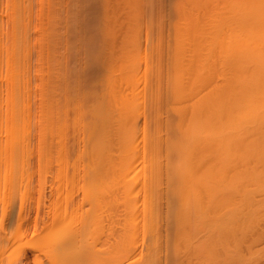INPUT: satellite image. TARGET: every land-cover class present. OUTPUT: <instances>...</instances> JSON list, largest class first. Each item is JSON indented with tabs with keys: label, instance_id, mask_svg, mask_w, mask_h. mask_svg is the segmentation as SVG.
<instances>
[{
	"label": "bare ground",
	"instance_id": "bare-ground-1",
	"mask_svg": "<svg viewBox=\"0 0 264 264\" xmlns=\"http://www.w3.org/2000/svg\"><path fill=\"white\" fill-rule=\"evenodd\" d=\"M111 1L105 0L106 7L103 4L106 14L102 24L106 34L114 32L117 29L115 25L121 21L113 24L117 22L114 18L129 12L121 13L126 11V7H122L125 2L115 0L113 7ZM123 1L128 2V8L134 2L130 0L129 4L130 1ZM21 4L24 5L22 0H10L7 7L9 44H6L7 47L2 41V47L0 44V53L6 51L5 59L0 61L6 62L3 79L7 87L6 99L2 100L5 101L3 112L0 106V131L4 134L3 141H0V202L4 196L6 200L10 198L26 146L23 132L28 129L29 117L24 113H28L25 109L29 97L27 102L24 101V81L27 80H24L26 62L24 64L23 53L29 48V41L27 28L22 22L24 19L21 18L24 15H21ZM177 11L175 51L171 64L173 70L167 77V80H172V85L168 84L172 97L171 101L162 97L167 100L165 106L168 102L172 103V107H167L174 111L175 120L171 123V116L167 120L161 117L162 113L153 112V106L158 104H155L154 92H148L151 87L148 89L146 86L148 95L144 97L149 104L146 107L151 109L148 118L154 113L155 117L151 116L155 118H152L154 125L150 123L151 119H148L149 123L143 119L146 107L143 108L147 104L140 101V94L136 96L138 91L135 90L136 94L132 95L134 88L128 89L132 83L137 88L135 83L138 78L132 77L136 75L135 64L132 65L131 58L127 60L128 54H124L126 46L122 48L118 45L123 52L119 49L117 54L116 51L121 58L119 56V62L116 58L117 64H113L115 69L110 67L113 73L108 70V74L112 75H108L105 84L108 89L105 90L108 95L105 102L107 107H101L102 103L95 104L100 108L92 113V120L88 124H83L80 113L74 110L77 116L73 120L77 130L83 134L74 160L82 169V175L81 172L78 175L82 177V180L79 178L82 181L79 184L80 201L70 212L66 207L64 211L55 210L48 216L43 230L26 243L37 251L38 255L32 254L35 261H39V256H44L48 264H264V0H178ZM129 14L130 18L132 14ZM128 21L120 25L132 22ZM120 25L119 32L115 31L116 35L112 36H116L115 42H118L119 33L121 39L125 37L127 29L121 26L124 29L121 35ZM129 26L126 27L128 30ZM130 43L127 40L125 44L129 46ZM48 59L50 63L51 57ZM114 72L117 73L114 75ZM40 77L39 80L42 79ZM132 78L137 79L135 83ZM49 79L47 83L52 84ZM139 82L142 81L139 79ZM122 83L123 90L118 87ZM50 86L46 88L53 90ZM47 89L44 96V103L47 104L41 103V106L48 109L43 107L46 111L42 112L43 115H51L53 111L49 109L53 105L51 101L48 103L50 91ZM51 93L54 97L57 95H54V91ZM53 96L51 100L55 99ZM63 104L65 107L66 103ZM55 109L59 114V109ZM137 109L145 121H142L143 125L140 124L141 128L143 126L140 130L136 129L140 127L136 123L139 115L136 114ZM47 114L45 119H48L45 122L42 119L41 126V122H37V126L50 132L56 125L55 132H62L65 124L63 126L57 115H54V120L53 115L50 118ZM86 120L83 118V121L89 122V119ZM146 123L152 124L150 128L153 130H146L144 126L149 127ZM136 140L141 144L140 150L136 148ZM115 205H120L116 207L123 210L121 226L114 221L121 230L117 229L120 232H116L117 235L112 234L110 225L113 224V216L108 215L109 212L116 213L112 209ZM15 261L9 260L8 264Z\"/></svg>",
	"mask_w": 264,
	"mask_h": 264
},
{
	"label": "rangeland",
	"instance_id": "rangeland-1",
	"mask_svg": "<svg viewBox=\"0 0 264 264\" xmlns=\"http://www.w3.org/2000/svg\"><path fill=\"white\" fill-rule=\"evenodd\" d=\"M22 1L24 5L21 4L23 6V10H21L22 11L21 15L24 14L23 15L24 18L22 16L21 18L24 19L22 20V22L24 21L23 23L26 25V26L25 25L23 26L27 28V29L25 28L24 29L26 30V35L28 34L27 40L29 41V43H27V45H29L27 47L29 48H26L28 51L24 50L25 54L23 53V56H24L23 59H25L24 64L26 62L25 69H24V73H26L24 74V76L26 77H24V80L25 79L27 80V81H24V83L27 84L28 82V84L24 85L25 87L23 90V95L24 97H26V100L24 99L22 100L27 102V97H29L28 101L30 102V104L29 102L28 103L25 102L27 106L25 107L27 109H25V107L23 108L25 109V111L28 110V113L26 114L25 112L24 114L27 115L26 117H29V118L27 119L28 129L26 130V132H23V135H25L26 146L23 148V161H21L18 166L19 173L13 182L11 193L9 195L10 197L9 200H6V197L4 196L3 200L0 202V236H1L0 245H3L0 247L1 248L0 257L2 258V264H8L9 260L10 262L15 261L16 258L18 261L16 260L15 262H13L14 264L15 263L34 264L35 262L36 264L38 263L48 264L49 262L47 259L45 260V258H43L44 256L43 257L39 256V259H38L39 261H35L34 255H38V253L36 250L33 251L34 248L29 247L26 243L32 241L34 239V236H36V234H39L38 232H40V230L41 231L43 230V227H44L43 225L47 221L48 216L52 214L55 210L64 211V207H66L67 210L70 212L73 208H76V205H78L80 201L81 192L79 190L80 188L79 184L82 183L81 181L82 177L78 175L80 172H81L80 175H82V171H81L82 169H80L81 167L79 164L78 166L74 163L75 162L74 160L76 156L78 155L79 148H80L79 146H81V143H82L81 140H83L82 139L83 137L80 140L81 143L79 139L81 136H83V134L81 131L77 130V125L74 121L77 116V112L75 114V111L78 110V112L80 113L79 117H80L81 122L83 124L84 123L88 124L92 120V117H93L92 113H95V110L96 111L98 110L97 108L99 106L97 105L99 103H100L99 105H101V103L103 104L101 107L103 106L105 107V105L107 107L106 99L108 97L106 96L108 95H106L105 90L108 91V89H107V85L105 84H107L106 83L107 78L112 75L108 73L109 72L113 73L110 67L115 66L113 64L116 63L119 56L121 58V55L117 56L118 54L117 50L120 49V52H121L122 48L126 46L127 48L126 47H125L126 49L124 48L125 50L124 54L126 56L128 54L127 60L131 58L132 65L135 64L134 67L136 68V70L134 69L135 70L134 74L136 75H132V77L136 76L138 80L133 79L134 77L132 79L133 81L137 80V82L134 81V83L136 82L135 84L137 88L135 89V85L131 81L130 83H132L134 87L131 85L129 86L128 89L134 88L132 89V91L133 90L138 91L137 94H136V91L135 92L133 91L132 95L136 94V96H138V94H140L141 95L140 101H144L145 104H147L145 106L143 104L144 108L141 107L142 106L141 105L140 111L142 112V108L144 110L145 107L149 105L148 101L145 100L147 99L145 97L148 95L147 91L151 87L148 92L150 91L151 93L154 92L153 94H155L154 97L156 98L155 104H158L156 105V107L153 104L154 105L153 112L154 113L159 112L160 113V114L158 113L159 115H161L162 113L161 117L166 118L167 120H168V117L170 116L172 118L174 117L173 119L170 118L169 121H171V123L173 120H175L174 111H170V109H168V107L169 108L172 107L171 106L172 103L170 104L168 102V104H170V105L167 104L168 107L165 106L164 103L166 99L168 101L169 100L171 101V97H172L170 91L168 90V84L172 80L171 79L167 80V77L168 75L170 77V73H172V70H173L172 68L173 65L171 66V64L173 63L172 58H173V54L175 51L174 46H175V31L176 30L174 28H176V23L178 22L176 21L178 19L177 18L178 11L176 13L178 0H142L143 2L141 0L139 1L137 0L136 5H135V0H132L134 1L132 2V4H131V1L128 0L130 1L129 4H131L132 6L134 5L133 7L130 5L132 8L131 7L128 8L129 5L127 1L121 0L122 2H125L124 3L125 6L123 5L122 7L123 8L126 7L125 8L126 11L122 8L124 11H121V13L129 11L127 13L128 15L122 14L120 15L121 17L119 16L117 17V14H116L117 11L115 10L113 11L116 12L115 15L117 18H122V16L125 15L124 18L126 17L127 20L124 18H123L124 20L114 18V20H117V22L116 23L112 22V23L118 24L119 20H121L120 23H122L123 21H124L123 23L125 22L127 23L129 19H130L129 21H132L133 18L134 19L132 22L128 21L129 24L131 23L133 27L129 26V24L128 25L123 24V26L122 24L120 25V23L118 24L120 25L119 26L120 32L122 31L121 35L125 33V34H129L130 36L124 34L125 37H128V36L129 37L123 38L122 36L123 39H121L120 38L121 36H119L120 33L119 35L117 34L118 35L117 37L118 42L116 41L117 43L114 41V38L116 36L114 37L112 36L113 34L116 35V33L119 32L118 25L117 26L115 25V27H117L115 31L117 32H115L114 30L113 31L115 33L111 31L112 35H110L111 32L108 33L109 35L106 34L105 29H104L105 26L103 25L104 24L103 19L105 18L106 13L104 12L105 10L103 8L106 7L105 0H22ZM114 1L115 0L111 1L113 3V7H115ZM111 2H109V4ZM103 4L105 7L103 6ZM122 4L123 3H121V5ZM9 6H10V0H0V39H1L0 44H1V47L3 43H4V46L6 47L8 46L6 44H9L8 38H9L10 27H9V11L7 8ZM113 7L111 9H113ZM130 12L132 14L131 17L133 16L132 19L131 17L129 18ZM115 15H113V17ZM113 17L111 16V18ZM133 23L135 27L136 26L138 27V28L136 27V30H135ZM121 26L122 28L125 26L124 29L125 30L127 29L126 32L123 33L124 29H122ZM127 26H129V30L134 29L135 31L134 30L129 31L128 28H126ZM140 26L141 27L143 26V27L141 28ZM131 31L133 33H136V35L133 33L131 34L130 33ZM130 37H133V38L129 40ZM125 39H127L128 42H131L129 46L125 44L127 43V40ZM120 40L125 41V43L123 42L121 43ZM1 41L3 43H1ZM134 43L136 44L134 45ZM153 43H154V46L156 47L153 46ZM118 45L121 46L122 48L119 47L118 49L117 47ZM135 46H139V47H135ZM128 47L130 48L128 49ZM132 47H134V51H133L134 53L132 52V49H133ZM127 49L130 52L126 51ZM116 51H117V54H116ZM5 53H6L5 50H3V53H0L1 60L5 59L6 57L4 56L6 55ZM147 54H148V58H147ZM47 56L51 57L50 63H49V59L46 60L47 58H49ZM52 59H54V61ZM119 59H118V62H119ZM125 61H126V57H125ZM0 62H1L0 65L1 64L4 65V66L1 65L2 67H0V70H1L0 74L3 73L2 75H0V98H1L0 102H1L3 99H6L5 93H6L7 87L5 85L6 84L5 80L3 79L5 78V75H6V72H4L6 71L5 69L6 62L5 61H0ZM45 64L46 65L48 64V65L46 66ZM144 65H147V67H145ZM159 67L160 69H158ZM112 69H115V67ZM47 70L49 71L47 72ZM108 70H111V71L108 72ZM160 71L162 73H160ZM116 73L117 72H114V75ZM41 74H43V76H41ZM47 75H48V78H47ZM117 75H116V78L118 77ZM146 75L147 76L149 75V76L147 77ZM158 76L160 77L158 78ZM39 77L42 78L40 79L41 82L39 80ZM47 79H49V83H52V84H48ZM139 79L142 82H139ZM158 79H162V80H158ZM158 81H160L159 83L161 84L159 83L157 84ZM44 82H46L47 86L51 85L50 87L53 88V90L52 89L50 90V88H48L50 93L51 91H54L55 92L54 95L57 94L55 97L53 96V93H51L52 95L49 93V96H47V98L48 97L50 98L48 103H50L51 101L52 102L51 105H53V107L49 105L50 111H51V108L53 109V111H51L52 113L51 115H53V113L55 112L54 111L56 110L55 108L59 109L61 105V108L59 109L60 115L56 113L58 112V110L55 112L54 115L55 116L57 115L56 116L57 119H60L59 121H62L63 126L65 124V126L63 127L64 129L62 128L63 129L62 132H55L56 129L54 130V128H56V125H54L55 127L52 129L55 132V133L52 132V136L54 137L51 136L52 130L49 132V130L44 129L46 131L45 132L40 127L42 124V119L44 120L45 114H47L45 113L43 115L42 113V112H46L44 111V108H43L46 106H43V105L41 106V103H44V100H45L44 96L46 95V92H48V91L45 92V89H47L46 88L47 86L44 84ZM154 82L156 85L154 84ZM170 84L172 85V82ZM55 85H58L61 88L58 89L59 87L56 86V89H55ZM122 85L124 86V84L122 83L118 87H121ZM154 85L158 87L159 89L156 87L154 88ZM145 86L146 88L148 87L149 88L145 90L146 89ZM41 87H43L42 89L44 91L41 90ZM62 88H65V89H62ZM122 88L124 87H121L120 89L123 90ZM145 91L146 93H144ZM40 95L42 97L41 100H40ZM159 95L160 97H158ZM51 96H53L55 99L56 97H59L60 101L58 100V98L56 100L55 99L51 100ZM24 97L22 96V98ZM162 97L166 99H163ZM68 98L70 99V102ZM157 98H160L161 100ZM104 99L105 101H103ZM100 100H102L103 102ZM4 102L2 101L1 102L2 105L0 104V106L2 107L1 108L2 110L1 109L0 110L2 112L5 110V109L3 110V106L5 105L3 104ZM158 102H160L161 104ZM53 103H57V104H53ZM63 103H66L65 107H63L64 106ZM72 103L76 105L72 106ZM46 104L47 103H44V105ZM54 105H57V107L54 108ZM68 106H70V109ZM71 106L75 108L73 109L71 108ZM159 106H161L160 109L158 108ZM154 107L156 109H154ZM40 108L42 111L40 110ZM46 108L48 109V107ZM91 108H93L94 110H91ZM80 109L82 110L80 111ZM37 110H39V112ZM72 110L73 111L75 110L74 113ZM150 110H151L150 108L146 107V109L144 110V112L145 111L146 112L145 113L142 112L143 115L145 114L144 115L145 118L143 119H147L146 122L148 123H149V120L151 119L152 121L150 120V123L152 122V124L154 125L153 119L155 120V118L153 117L155 116L153 115L154 114L153 112H152L153 114L150 115V117L151 116L153 117L148 118L149 113H151ZM161 110L162 112H160ZM40 111H41V115L39 114ZM140 111H138L137 109L136 114L139 113ZM165 111L169 112L170 115L167 114ZM65 112L66 113L68 112V113L66 114ZM142 113L141 114L139 113L140 117L139 115H137L138 117L136 118L137 121L139 120L138 122L136 121V123H139V125L142 123V121L145 122L142 119L143 117ZM3 114L4 113H2L1 115ZM28 114L30 116H28ZM72 114L75 116H73ZM48 115L49 114H47L46 116ZM51 115H49L50 118H52ZM82 115H84L85 117ZM54 117L53 119L55 120L56 117L55 118ZM73 118L75 119L73 120ZM83 118L84 120L89 119L88 120L89 122H86L87 120L83 121ZM47 119L48 118H46L43 122H45ZM53 119H52V122L54 121ZM136 119L134 117V121ZM39 121L41 122L40 126H37L39 125V123L37 124V122ZM48 121H51V119H49ZM55 122H58V121H55ZM73 123H74V126L76 125L75 127L72 125ZM58 125L62 126V124H58ZM141 125H143V123ZM141 125L140 127H137L136 125L137 127L136 129L137 130L142 129L143 126L141 128ZM151 125H149V127L145 125L144 127H146V130H149L148 128H150ZM39 128L42 131H40ZM43 131L45 134L42 133ZM39 133H42V135ZM138 137L140 138V135ZM139 138L137 140L141 141V139ZM3 139H4V134L3 132L0 131V141H3ZM137 140L136 142L138 143V146L136 144V148L139 147L138 149L140 150L141 144ZM120 205H115L112 208L115 210V211L113 210L114 212H116L115 214H117L119 210H120V213L118 212L116 216L114 213L109 212L108 214L110 215V217L113 216L111 218V220L113 219L112 220L113 224L111 223L112 225H110L111 226L110 228H112V231H113L112 234L115 233V235H117L116 232L120 233L118 230H120L119 227L121 226L120 224L122 221L121 215H122L123 210L121 211V209H123L122 207L123 205L122 204ZM116 206H120L121 209H119V207H116ZM113 211L111 210V212ZM114 216L117 218H115ZM123 216H124V213H123ZM115 219H117V221ZM114 221L116 222V224L120 226L114 224ZM22 242H23V245L21 244ZM138 242H140V240H138ZM10 243H12L11 244L12 246L10 245ZM137 244H138L137 246L139 247L140 246L139 243ZM40 260H41V263H40ZM43 260L44 262L45 261L46 262L44 263Z\"/></svg>",
	"mask_w": 264,
	"mask_h": 264
}]
</instances>
